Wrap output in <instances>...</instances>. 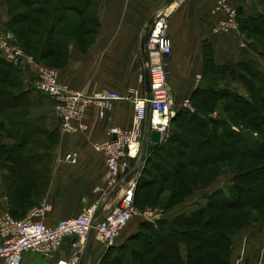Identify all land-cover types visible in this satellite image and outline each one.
I'll return each instance as SVG.
<instances>
[{"label": "crops", "instance_id": "0c3cea01", "mask_svg": "<svg viewBox=\"0 0 264 264\" xmlns=\"http://www.w3.org/2000/svg\"><path fill=\"white\" fill-rule=\"evenodd\" d=\"M53 1L60 7L62 15L55 21L52 36L46 45L53 51L48 52L47 57L60 56L59 64L55 67L68 85L89 95L104 89L124 95L135 90L138 95H144L148 55L143 52L141 43L154 12L165 0ZM217 1L187 0L170 16L173 50L169 57V80L175 92V114L172 119L181 110L184 101H192L191 97L198 87L203 89L210 86L203 75L206 73L207 46L216 65L254 61L258 70L264 72L258 53L246 49L245 35L239 28L241 19L256 18L261 12L260 0H229L239 15V26L230 29L219 28L226 13L217 8ZM4 2L0 3L1 26L10 17L9 7ZM17 76L19 91L11 94L13 107L9 109L14 117L5 120L0 115V118H4V124L0 125V150L10 148L21 140L19 133L16 134L15 124L22 120L16 117L22 104L28 107L24 117L26 123L40 128L39 134L47 137L56 133L57 139L47 150L49 176L42 199L37 198V194L30 195V198L23 196L22 193L28 190L21 186V177L26 175L25 171H34V168L27 169L28 164L34 166L38 173L37 166L44 161L22 158L4 161L0 151V213L7 211L16 217H24L29 209L44 200L51 205L46 222L55 224L61 218L78 215L89 201L97 197L93 189L101 183L106 173V163L94 144L105 140L111 129L130 127L135 111L134 102L129 99L115 101L104 117H100L98 106L92 104L84 117L88 128L66 134L60 131L59 122L52 111L51 98L35 86L34 68L28 71L19 68ZM221 85L212 87H224ZM1 97L9 99V95ZM183 110L195 112L193 108ZM224 115L223 110H217L207 117L224 118ZM7 127L11 129L10 133L6 131ZM27 152L24 155L35 153ZM123 192L124 189L116 198ZM28 199H32V202ZM198 208L171 210L166 212L164 218L171 220ZM141 221L140 217H133L112 246L119 247L128 240L138 230ZM96 240L94 238L83 264L97 263L98 253L103 246ZM72 255L71 238H66L53 259L29 252L22 264H58L70 261ZM229 264H264V222L257 230L248 226L233 237Z\"/></svg>", "mask_w": 264, "mask_h": 264}, {"label": "trees", "instance_id": "16d2710c", "mask_svg": "<svg viewBox=\"0 0 264 264\" xmlns=\"http://www.w3.org/2000/svg\"><path fill=\"white\" fill-rule=\"evenodd\" d=\"M23 1L24 4L33 8L27 9L26 12L13 14L10 24L17 20L19 24L21 23V26L17 30V38L20 40H22L21 38L25 39L24 44L28 47H31L35 39V42L39 45V50L33 55L39 61L47 64V54L53 51L48 49L46 45L50 40V36H52L55 21L61 18L60 7L53 4V0H43V4H39L40 0ZM251 19L256 18L246 19L243 22H250ZM51 20L52 25L49 26ZM25 34L31 37L24 38ZM206 50L205 65L209 49L206 47ZM209 57L210 61L214 63L211 53ZM55 59L60 61V56L55 57ZM236 65L242 66L245 69L248 67L256 79L260 78L264 81V72L258 70L254 61L240 62ZM18 70V67L0 57L1 88L3 86L9 88L19 87V83L17 82ZM225 92L228 91L225 90ZM261 92H263L261 88L257 89L256 93H253L254 98H256L255 95L258 96ZM12 93L13 91H10L9 94H6L3 90L0 91V115L5 120L11 118V116H7L5 110L13 107V100L10 99ZM3 95H9V99L4 100L1 97ZM222 96L224 97V94L218 88L210 85L203 89L198 87L191 99L204 103L219 101L222 99ZM230 98L231 103L227 105L228 113L229 111H233L230 117H237L243 120L248 119L251 125H253L252 127L259 126L261 132L264 133V115L261 111L264 108V97H257V100L253 101L241 94L232 93ZM4 118H0V125L4 124ZM180 121L184 124L185 122L188 123L187 126L190 130L184 132L173 128L167 142L150 149L147 163L152 162L151 156L157 154V152H167L170 157L168 159L162 157V160L166 162L165 165L153 164L154 169L160 171V176L158 177H154L147 166L144 168L135 188V203L137 202V192L140 193L141 190H143V193L141 192L143 194L141 200L145 203L158 201L162 193L161 191L166 187L173 192H178L176 191L177 183L182 185L180 192L189 191V187L192 185L189 175L193 176L197 174L190 168L196 167L202 169L211 162V159L204 155V147L211 148L217 153L216 157L223 160L232 156H251L264 159V141L249 142L234 129H229V127L225 129L229 124L227 119L204 117L200 111L190 112L181 109L176 112L172 123ZM209 123L210 128H207L205 135H201V137H193L191 135L190 131L195 128L194 124L203 128L209 126ZM220 125L222 127H219ZM6 131L10 133L11 129L7 127ZM15 131L16 134L19 133L21 140L19 143L11 146L12 150L8 156L9 159L3 160L8 161L22 158L46 162L47 156H49L47 154L49 148L44 156L38 152L32 155H24L25 152H29V150H26V146L32 136L34 137L35 134L40 133V128L32 127L22 119L16 122ZM48 137L52 143V147L57 137L53 133L49 134ZM34 141L36 142V139ZM29 167L34 168V171L32 173L25 171L26 175L21 177V185L25 186L26 189L28 188V191L33 189L36 192L39 185L38 178L41 174L39 172L36 173L34 166L28 164L27 169H30ZM255 170H257L256 166L251 167L250 170L241 172L239 178H237L241 181H234L229 187V192L221 188L218 189L216 195L214 194L210 197L207 206L203 205L191 213H181L171 220L163 218L156 224L142 219L138 230L128 240L119 247L110 246L108 251L111 250L110 253H113L127 247L126 249L130 251V256H132L129 264H229V254L233 242L232 237L243 227L248 226L253 221H258L264 215V181L262 179L258 182L256 181L257 183L255 184L258 185L255 189L244 184L247 175H252ZM263 172L264 165L260 167L259 175L261 176ZM48 174L49 166H47L46 185L48 184ZM37 175H39L38 178ZM173 177H176V179L171 183L168 182V179ZM252 192H255L257 196L253 197ZM250 199L252 200L250 201ZM248 202H252L250 204L251 209H247L249 205L246 203ZM252 210H257L258 213L253 216ZM134 256L137 257V261H135Z\"/></svg>", "mask_w": 264, "mask_h": 264}, {"label": "built area", "instance_id": "2783aa9c", "mask_svg": "<svg viewBox=\"0 0 264 264\" xmlns=\"http://www.w3.org/2000/svg\"><path fill=\"white\" fill-rule=\"evenodd\" d=\"M186 1L165 0L144 31V35L148 33L145 68L149 71L151 87L150 93L144 95H138L135 90L124 95L107 89L89 95L74 89L57 67L47 65L26 52L14 32L0 27V57L22 70L34 68L35 86L51 98L52 111L61 132L72 134L86 130L88 125L84 117L92 104L98 106L100 117H104L115 101L123 99L132 100L135 109L129 128L111 129L105 140L94 144L95 150L105 159L106 173L93 189L97 197L89 201L81 213L49 224L46 217L51 205L44 200L29 209L24 217H16L7 211L0 213V264H22L29 252L53 259L66 238H71L73 255L70 261L58 264H79L92 233L109 247L133 217L139 216L150 223H157L165 217V211L136 207L134 198L139 173L132 175V172L140 165L142 153L150 154L153 130L160 132L159 144L167 142L171 136L175 92L167 77L173 50L169 19ZM217 8L226 13V18L219 24L220 29L239 26L238 11L229 0H218ZM189 103L187 99L182 106L192 109ZM69 160L72 161L71 156ZM123 189V194L116 198Z\"/></svg>", "mask_w": 264, "mask_h": 264}, {"label": "rangeland", "instance_id": "374dc122", "mask_svg": "<svg viewBox=\"0 0 264 264\" xmlns=\"http://www.w3.org/2000/svg\"><path fill=\"white\" fill-rule=\"evenodd\" d=\"M5 1V2H4ZM4 2L7 5L9 4V20L5 23V25L1 26V28H5L8 30H11L12 32L17 34L18 28L21 26V23L19 24V21H15L12 24H10L11 18L13 14L16 13H22L26 12L27 9L33 8L32 6H27L24 4L23 0H0V3ZM55 4L54 2H52ZM39 4H43V0L39 1ZM261 4V12L257 14L256 19H251L250 22H240V30L243 32L244 39L246 41V49L248 51H256L257 57L261 59L259 61L262 65V68H264V0H260ZM183 5V4H182ZM57 7H59L56 4ZM181 6V5H180ZM179 8V7H177ZM176 8V9H177ZM6 15V14H5ZM260 16V17H259ZM18 36V35H16ZM25 37H31L28 34L24 35ZM22 40L19 41L21 47L26 50L29 54L33 55L39 50V45L38 43L34 42L32 43L31 47H28L26 44H24L25 39L21 38ZM207 49L210 50V47L207 46ZM210 52L208 51V57L206 59V73L204 75V79L207 83H209L211 86L212 85H222L224 87H217L218 90L224 94V97L222 96L219 101H208V102H201V101H194L192 100L189 104L190 107L195 109V111H200L201 114L204 116H208L209 114L217 111V110H223L225 113L224 118L216 116L218 119H227L228 120V125L227 127L234 129L238 133H240L246 140L249 142H254V141H264V133L261 132L259 129L260 127H252L251 123L248 121V119L243 120L241 118H231L230 115L233 113V111H227V105L231 103V98L232 93L234 94H241L245 97L250 98L251 100L255 101L257 100V97H264V81L259 79H256L249 68L247 67L246 69L242 66L232 64V63H221L218 65H214L210 61ZM58 59L55 58H48L47 59V64L50 66H57L59 64L57 61ZM27 68V67H26ZM25 71H28V69H24ZM168 80H169V70H168ZM198 80V78H197ZM170 82V80H169ZM171 83V82H170ZM221 83V84H220ZM215 87V86H214ZM263 91L261 92L256 98H254V94L256 93L257 89H260ZM5 91L6 94H9L10 91H19V88H9V87H2L0 86V91ZM228 91V92H225ZM219 93V92H217ZM231 93V94H230ZM4 96V95H3ZM253 99H252V98ZM227 103V104H226ZM183 105V103H182ZM183 107V106H182ZM180 107V109H182ZM189 107V108H190ZM178 109V108H177ZM183 109H187L184 108ZM28 111V107L22 104L18 110V113L16 117L20 119H25ZM262 113L264 115V108H262ZM5 113H7V116H12L14 114L12 111L9 112L8 110H5ZM249 123H248V122ZM261 123V121H260ZM188 123L185 122L182 123L180 122H173L170 124L171 126V133L172 129H178L182 130L184 132L189 131L190 129L188 128ZM195 128L190 131L191 135L193 137H201V135H205L207 128H210V123L209 126L207 127H201L199 125L194 124ZM213 125V124H211ZM219 127H222L221 125ZM56 134V133H53ZM36 139V142L34 141ZM52 139V138H50ZM221 144V142H219ZM51 141L49 140V137L43 134H36L34 137L32 136L30 142L26 146V150H29V152H38L41 153V155L44 156L45 152L47 151L48 148H51ZM12 148H5L2 149V156H4L5 159H9V154L11 152ZM204 155L208 156L209 159H211V162L207 164L205 168L199 169L196 167L190 168L194 173H197L196 175H189L191 177L190 183L192 184L189 188V191L185 192H180V189H182V185L180 183H177V189L176 191L178 192H173L169 188L163 189L160 194L159 200L156 202H151V203H145L141 200L142 195L141 192L143 193V190L137 192V202L135 203L136 207L138 209H145L147 207L158 209L161 211L169 212L171 210H182L184 208L188 207H201L203 205L207 206L209 204L210 197H212L214 194L216 195V192L218 189H224L226 192H229V187L234 183V181H237L239 178V175L241 172L245 170H250L251 167L253 168L254 166L257 167V170L253 172V174H248L247 177L245 178V185L255 189L258 181L262 179L264 181V172L261 173V176L259 175V170L260 167L264 165V159H259L256 157H251V156H246V157H239V156H232L230 158H227L226 160L220 159L217 156V153L214 152L211 148H205L204 147ZM142 152V151H141ZM150 154L146 155V159L143 163L142 169L138 175V179L140 175L142 174L144 168L147 166L148 169L150 170L151 174L154 177L160 176V171H157L154 169L153 164L157 163L159 165H165V161L162 160V157L168 159L170 156L167 152H157V154L151 156V163H147V159ZM46 157V156H45ZM48 157V156H47ZM47 166H49L48 162H42V164L38 165V172L41 174L39 181V185L37 187V192L35 190L31 189L29 191H24L22 194L25 198H30V195H36L37 198L42 199L43 198V193L45 192V186H46V175H47ZM183 173V172H182ZM176 177L168 179V182H172ZM136 181V182H137ZM241 181V180H238ZM257 181V182H256ZM137 185V184H136ZM22 186V185H21ZM188 188V186H187ZM186 188V190H187ZM28 189V188H27ZM253 197L256 195L255 192H252ZM257 196V195H256ZM32 202V199H28ZM252 199H250L251 201ZM208 203V204H207ZM249 205L247 209L250 208V204L252 202L246 203ZM246 208V207H245ZM253 216L256 215L258 212L257 210H252ZM139 217V216H135ZM136 219V218H135ZM134 222H137L136 220ZM264 222V215L258 220V221H253L251 224L248 226H252L253 229L257 230L261 227L262 223ZM246 226V227H248ZM243 227L242 229L246 228ZM236 235V234H235ZM234 235V236H235ZM233 236V237H234ZM232 237V241H233ZM98 240V241H97ZM96 242L100 245L103 246V249L99 251L98 256H97V263L96 264H129V261L132 256H130V251L126 248H122L119 251H114L113 253H110L111 250L108 251V246L104 243L103 240L97 239ZM140 245V244H138ZM233 245V242H232ZM232 247V246H231ZM94 253H92L93 255ZM91 255V256H92ZM133 255V254H132ZM88 258V257H87ZM135 261H137V257L134 256ZM133 258V259H134ZM164 261V260H161Z\"/></svg>", "mask_w": 264, "mask_h": 264}, {"label": "water", "instance_id": "95a60500", "mask_svg": "<svg viewBox=\"0 0 264 264\" xmlns=\"http://www.w3.org/2000/svg\"><path fill=\"white\" fill-rule=\"evenodd\" d=\"M152 20H153V17L151 18L150 22H152ZM147 36H148V33L146 32L145 35H144V37H143V39H142V43H141L142 50L145 53H147V48H146ZM145 89H146V92L150 93L151 87H150L149 71L147 69L145 70ZM147 127H148V124H147ZM150 137H151V142L149 144V148H154L157 144L160 143V132L157 131V130H153L151 132V134H150ZM145 159H146V153L144 151L142 153L141 157H140V165H142L141 163L144 162ZM140 165L132 172V175H135V174L140 173V171L142 169L140 167ZM94 238H95L94 237V234L92 233L91 236H90V238H89V240H88V243L86 245V248H85V250H84V252L82 254V257H81V260H80V264H83L85 258L88 256Z\"/></svg>", "mask_w": 264, "mask_h": 264}]
</instances>
